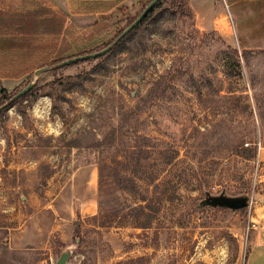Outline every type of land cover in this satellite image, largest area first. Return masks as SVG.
Here are the masks:
<instances>
[{
    "label": "rangeland",
    "instance_id": "1",
    "mask_svg": "<svg viewBox=\"0 0 264 264\" xmlns=\"http://www.w3.org/2000/svg\"><path fill=\"white\" fill-rule=\"evenodd\" d=\"M149 1L0 0L45 13L0 30V264H262L264 0H188L64 65Z\"/></svg>",
    "mask_w": 264,
    "mask_h": 264
},
{
    "label": "trees",
    "instance_id": "2",
    "mask_svg": "<svg viewBox=\"0 0 264 264\" xmlns=\"http://www.w3.org/2000/svg\"><path fill=\"white\" fill-rule=\"evenodd\" d=\"M154 0H150L143 8V11L149 6ZM173 9H178L180 10L184 15H190L192 16V11L190 8V5L188 4V0H160L157 5L149 12V14L145 17V19L140 23V25L135 28L131 33H129L125 38H123L117 45V48H120L122 45H124L127 40L138 32L139 30L142 29L143 26H145L147 23L150 24V22H153V19L158 16V15H163L167 11L173 10ZM142 11V13H143ZM40 13L45 16V13L40 11V12H35L33 14H30L29 16L26 17H18L15 18L12 23L13 26L12 29H14L15 34L23 35V36H35L39 34L40 31V25H39V17ZM141 13V14H142ZM141 14H137L135 17H133L127 26L121 30L116 37L110 41L106 47L108 48L111 46L122 34L123 32L128 29L139 17ZM193 18V16H192ZM58 18H52L51 19V30H48V32L52 35H58L61 34V29L62 25L57 24L58 23ZM49 22V21H48ZM50 23V22H49ZM11 28V27H10ZM0 29H5V28H0ZM115 47V48H116ZM66 53V50H62L59 52V59L54 62V64H59L63 61H65L66 58H63L64 54ZM15 96V95H14ZM14 96H10L7 98V101H10L11 99L14 98ZM6 102L2 103L4 105Z\"/></svg>",
    "mask_w": 264,
    "mask_h": 264
},
{
    "label": "water",
    "instance_id": "3",
    "mask_svg": "<svg viewBox=\"0 0 264 264\" xmlns=\"http://www.w3.org/2000/svg\"><path fill=\"white\" fill-rule=\"evenodd\" d=\"M160 0H154L147 8L143 11V13L140 15V17L128 28L126 29L123 34L108 48L105 50L99 52V53H94V54H89L85 56H81L78 58L71 59L69 61L64 62V65H69L72 63H76L79 61H84L87 59H92V58H98L106 53H108L114 46H116L123 38H125L129 33H131L135 28H137L140 23L145 19V17L149 14V12L157 5V3ZM33 88V84H30L26 89L21 91L13 100L19 99L25 94H27L31 89ZM2 91V88L0 89ZM250 196L249 195H243L239 197H230V196H213L211 194H206V199L200 203V207H212V208H229L233 210H240L245 207H247L250 203ZM71 250H66L65 252L62 253L59 261L57 264H67L69 258L71 257Z\"/></svg>",
    "mask_w": 264,
    "mask_h": 264
},
{
    "label": "crops",
    "instance_id": "4",
    "mask_svg": "<svg viewBox=\"0 0 264 264\" xmlns=\"http://www.w3.org/2000/svg\"><path fill=\"white\" fill-rule=\"evenodd\" d=\"M104 1H107V0H104ZM8 4H11V2H8ZM14 4V3H13ZM15 5V4H14ZM19 6H20V3H19ZM18 6V7H19ZM3 8H0V28H5V32H10L9 28L11 27H14L13 26V23L12 21L15 19V18H18V17H26V16H29L31 14V12H28V13H24V12H20V13H7L5 10H2ZM33 14V12H32ZM1 30V29H0ZM12 33L14 35H18V36H23V35H19V34H15L14 32V29H12ZM3 34L2 32H0V35ZM259 155H260V159L262 161H264V140L262 141V147H261V150L259 152ZM264 245V244H263ZM264 251V246H256L253 248V253H257V251ZM262 264H264V259L262 260Z\"/></svg>",
    "mask_w": 264,
    "mask_h": 264
}]
</instances>
